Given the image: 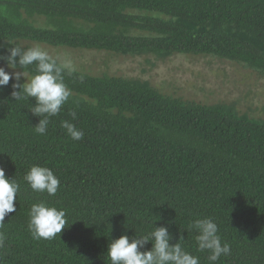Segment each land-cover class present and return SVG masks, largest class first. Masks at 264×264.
Instances as JSON below:
<instances>
[{
	"label": "trees",
	"instance_id": "1",
	"mask_svg": "<svg viewBox=\"0 0 264 264\" xmlns=\"http://www.w3.org/2000/svg\"><path fill=\"white\" fill-rule=\"evenodd\" d=\"M8 40L213 56L264 75V0H0V46ZM65 82L72 96L45 135L34 131V99L12 100L11 80L0 86V166L22 189L0 228V264H110L111 239L153 226H165L170 243L183 236L209 264L208 253L196 251L195 231L186 230L198 217L214 219L230 245L215 264H264V120L167 96L138 79L77 70ZM62 120L84 137L72 140ZM32 165L59 178L55 196L23 180ZM39 200L67 212L70 225L52 240H34L27 228Z\"/></svg>",
	"mask_w": 264,
	"mask_h": 264
},
{
	"label": "clouds",
	"instance_id": "2",
	"mask_svg": "<svg viewBox=\"0 0 264 264\" xmlns=\"http://www.w3.org/2000/svg\"><path fill=\"white\" fill-rule=\"evenodd\" d=\"M10 47L5 48L6 55L0 54V86H8L12 81V100L34 99V106L29 110L39 117L34 126L37 134L45 135L50 123L49 118L60 113L62 106L72 96V91L65 82L66 75L77 71L72 59L67 55H52L39 45L23 48L7 41ZM35 65L34 72H29ZM5 67L11 71H6ZM20 70L17 71L16 69ZM23 82L21 83V78ZM82 78V77H81ZM75 118V113H70ZM61 127L74 141L84 137L83 130L68 120L61 121ZM23 180L33 192L47 193L55 196L61 186L59 178L52 169L46 166L32 165L25 173ZM21 184L5 174L0 166V228L4 225L5 216L16 212L14 201L21 192ZM70 224L67 212L46 200L32 203L28 211V231L34 240H52ZM187 231H195L196 251L208 253L209 264H215L221 256L230 255L228 242L222 241L217 222L209 217H198L192 220ZM165 226H153L151 231L131 238L126 234L111 239L107 246V257L110 264H200V257L189 252L180 236L174 243ZM5 235L0 232V247H3ZM151 242V248L145 245Z\"/></svg>",
	"mask_w": 264,
	"mask_h": 264
},
{
	"label": "rangeland",
	"instance_id": "3",
	"mask_svg": "<svg viewBox=\"0 0 264 264\" xmlns=\"http://www.w3.org/2000/svg\"><path fill=\"white\" fill-rule=\"evenodd\" d=\"M35 45L54 56L67 54L78 71L90 75L138 79L167 96L205 105L225 104L239 114L264 120V75L243 64L213 56L175 54L161 58L21 42L24 48Z\"/></svg>",
	"mask_w": 264,
	"mask_h": 264
}]
</instances>
